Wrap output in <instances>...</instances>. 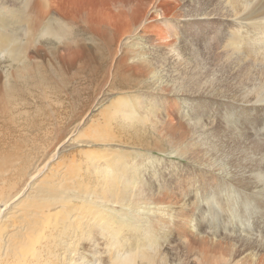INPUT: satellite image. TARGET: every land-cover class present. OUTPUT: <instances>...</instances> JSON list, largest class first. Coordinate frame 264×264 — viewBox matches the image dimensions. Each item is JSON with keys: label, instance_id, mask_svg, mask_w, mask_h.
<instances>
[{"label": "rangeland", "instance_id": "rangeland-1", "mask_svg": "<svg viewBox=\"0 0 264 264\" xmlns=\"http://www.w3.org/2000/svg\"><path fill=\"white\" fill-rule=\"evenodd\" d=\"M134 2L127 4L123 0H0V16H15V19H11L6 25L7 33L18 34L21 40L19 44L27 51V56H21L27 64L26 72L23 66L11 60L10 56H0V111L7 115L5 118L0 117V145L6 147L1 152L3 157H0V165L6 167L7 163L17 159L19 172L16 185L18 197L7 206L1 204L0 219L5 220L10 213L15 212L22 201H29V196L34 194V190L47 176L64 180L68 178L65 173L71 167L86 169L90 163L102 169L108 164L120 170V160L116 163L114 160L123 154L129 165L124 172L127 169L130 174L133 171L131 167L139 168L135 173V188H140L147 194L152 193L165 203L150 207L151 211H154L148 213L147 217L163 218L165 215H162V212L165 210L172 213L170 229L167 226H159L160 229L155 227V230H161L158 231L159 239L162 243L165 242L163 249L168 250L170 260L174 264H202L197 252L188 258L187 252L181 249L184 241L190 237L177 229L181 221V218L177 217L180 211L190 212L192 208L195 209L191 229L194 234H201V237L236 238L241 235L261 239V232L251 231L252 218L245 224L226 221L229 214L224 209L225 204L230 202L243 207L245 198L241 196L246 192L241 189V196L238 198L235 189L232 191L225 188L227 179L231 181L232 178L227 176L231 170V156L226 150L219 153L222 140L213 133L215 127L228 128L231 124L235 127L233 131H239L247 128L248 123L239 115H233V110L225 113L229 100L218 101L219 106L212 107L211 104L216 99L203 98L196 100L202 101V106H198V102L190 105V100L184 103L179 112L181 117H177L174 112L165 113L163 106L159 105L160 101H157V104L145 107L150 109L147 111L148 122L131 123L114 118V113L110 110L118 101L135 102L136 94H143L145 97L152 94L155 98H163L165 93L162 88L166 85L171 87L172 82L177 83L179 78L174 70L190 67L186 57L189 52L186 55L181 51L190 35L184 34L185 30L181 31L182 28L169 29L167 25H172L173 20L167 19L163 10L152 6V2H149L150 5L143 11H140ZM135 20L137 22L133 25ZM185 20L183 18L177 22ZM52 22L57 30L70 28L72 39L59 42L42 35V29ZM28 23L31 25L33 36L26 37ZM217 24L218 22L214 25ZM183 26L184 24L180 25ZM192 27L195 29L194 34L199 36L204 31H209ZM218 28L217 26L216 29ZM210 32L213 36L219 31L212 33L214 30L210 29ZM29 85L31 86L28 87ZM15 95L17 96L14 99ZM251 115L258 118L256 125L260 123L264 135V113L261 118V113L258 112L245 117ZM182 121H185V124L179 127L177 122ZM3 140L8 143H3ZM192 140L200 145L208 154V158L210 157L211 165L207 167L210 171L175 155H169L173 151L172 145ZM16 144L23 145L17 147ZM17 151L22 157L21 160ZM43 153L46 154L42 156ZM249 158L264 159V154L257 156L249 152ZM218 169L222 171L218 172ZM222 172L224 176L221 177L219 173ZM54 173L57 175L54 176ZM213 177L217 182V186L213 188L216 191H209L207 196L201 191L194 190L195 192L186 194L183 190L194 182L200 183L202 179L208 181ZM210 183L212 185L214 182ZM166 189L173 191L168 193ZM167 194H170V198L164 200V195ZM172 203L179 206H170ZM216 216L218 221L210 223ZM166 217L168 218V215ZM196 221H203L202 231L198 230ZM259 223L264 226V218L259 219Z\"/></svg>", "mask_w": 264, "mask_h": 264}, {"label": "bare ground", "instance_id": "bare-ground-1", "mask_svg": "<svg viewBox=\"0 0 264 264\" xmlns=\"http://www.w3.org/2000/svg\"><path fill=\"white\" fill-rule=\"evenodd\" d=\"M123 1L127 4L135 1V6L140 11L145 10L146 6L150 5L149 2H152V6L163 10L167 19L173 20L172 25H167L169 29L185 30L183 33L189 34L190 39L187 38L181 51L185 54L189 52L186 57L190 67L174 70L179 78L177 83L175 81L172 84L169 83L171 87L166 85L162 88V92L165 93L163 98H155L152 94L148 97L136 94L135 102L118 101L110 110L114 113V118H121L131 123L133 121L148 122L147 111L150 109L147 110L145 107L149 104L153 106L157 104V101H160L159 105L163 106L165 113L174 112L177 117H181L179 112L184 103L190 100L192 102L190 105L198 102L196 104L202 106V101L196 100L203 98L216 99L211 104L212 107L219 106L218 101L229 100L225 113L233 110V115H239L244 122L248 123L247 128L239 131H233L235 127L230 124L228 128L215 127L213 133L215 137L222 140L219 153L226 150V153L231 156L229 159L231 170L227 176L232 178L231 181L227 179L225 188H230L232 191L235 189L234 192L238 194V198L241 196V189L246 192H243L244 196H241L245 198L243 207L230 202L225 204L224 209L229 214L226 221L233 223L239 221L245 224L253 219L251 231L261 232V239L241 235L236 238L229 236L209 238L194 234L191 228L195 209L192 208L190 212L180 211L177 215L181 218L177 229L190 237L184 241L181 249L187 252L188 258L197 252L202 264H264V226H260L259 223V219L264 218V159L249 158V152L257 156L264 154V135H262L260 123L256 125L257 117L252 115L245 117L250 113L258 112L261 113V118L264 113V0ZM0 17V56H10L11 60L22 65L26 72L27 64L21 56H27V51L19 44L20 36L7 33L6 25L11 19H15V16L10 17L7 14L4 18ZM183 18L186 20L177 22ZM134 22L137 20L133 21V25H135ZM216 22L218 24L214 25ZM183 24L184 26L180 27ZM54 26L53 22L46 25L41 34L59 42L72 39L70 28L57 30ZM192 26L209 29V31H204L199 36L194 34L195 29ZM217 26L218 29H216ZM168 27L165 28L166 31ZM210 29L214 30L212 33L219 32L212 36ZM32 33L31 25L28 23L26 37ZM7 77L10 76L7 75ZM206 105L210 107L208 103ZM217 110L220 111L219 107ZM0 115H2L0 117L4 116L3 118L7 116L3 111H0ZM183 122L185 121L177 122L179 127L185 124ZM5 141L3 140V143ZM20 145L15 146L20 147ZM4 148L0 145V157ZM171 149L173 151L169 154L170 156L175 155L179 159L210 171L207 168L211 165L210 157L208 158V154L195 140L180 141L172 145ZM44 154L46 153L42 156ZM18 155L20 158V153ZM213 160L215 161V158ZM16 161L17 159H14L7 163L8 165L5 163L6 167L0 165V207L1 204L7 206L18 197L16 185L19 172H17ZM117 161L120 170L108 164L102 169L90 163L86 169L71 167L65 173L68 178L64 180H57L50 176L43 178V183L37 186L34 194L28 195L29 201H22L15 212L8 214L5 220L0 219V264H174L170 260L168 250L163 249L165 242L162 243L159 239L158 231L161 230H155V227L160 229L159 226L169 227L172 213L165 210L162 212V215H165L163 218L147 217L148 213L154 211H151L150 207L165 203L160 197L135 188V173L139 171V168L131 167L133 171L130 174L127 169L124 172L129 165L123 154L115 158L114 163ZM22 162L24 163L23 160ZM219 175L224 176L223 172ZM211 181L214 182L212 185ZM215 181L214 177L208 181L202 179L200 183L194 182L185 186L183 190L186 194L194 190L201 191L207 196L209 191H216L213 189L217 186ZM183 183L188 182L183 181ZM258 189L260 191H257ZM165 191L170 193L173 189ZM164 198V200L170 198V194L164 195ZM170 206L179 205L172 203ZM55 210L58 211L53 213ZM217 221L218 216L211 219L210 223ZM256 222L259 225L255 224ZM196 224L198 230L202 231L203 221ZM194 227L193 225V229Z\"/></svg>", "mask_w": 264, "mask_h": 264}]
</instances>
